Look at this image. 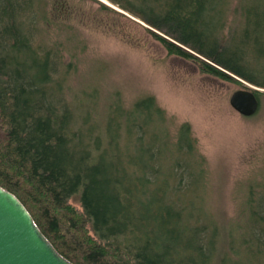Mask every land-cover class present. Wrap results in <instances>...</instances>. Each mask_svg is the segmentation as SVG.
I'll return each mask as SVG.
<instances>
[{"label":"trees","instance_id":"obj_1","mask_svg":"<svg viewBox=\"0 0 264 264\" xmlns=\"http://www.w3.org/2000/svg\"><path fill=\"white\" fill-rule=\"evenodd\" d=\"M55 1L0 0V185L75 264H264V189L225 224L188 123L173 131L153 95L128 106L91 90L67 98L62 43L45 37ZM111 1L170 54L264 88V0L238 1L240 29L228 25L233 0Z\"/></svg>","mask_w":264,"mask_h":264},{"label":"rangeland","instance_id":"obj_2","mask_svg":"<svg viewBox=\"0 0 264 264\" xmlns=\"http://www.w3.org/2000/svg\"><path fill=\"white\" fill-rule=\"evenodd\" d=\"M238 1L233 0L229 22ZM50 7L53 22L45 37L62 43L67 98L91 90L104 102L120 97L128 106L153 95L173 120V131L189 124L209 169L210 209L225 224L240 221L247 195L264 189V95L252 116L236 111L230 96L256 85L240 77L226 81L202 71L197 61L170 54L151 32L156 29L111 0H56ZM215 20L220 26V16ZM242 24L234 19L228 25L240 29ZM81 98H75L76 105ZM71 203L81 210L77 199Z\"/></svg>","mask_w":264,"mask_h":264},{"label":"water","instance_id":"obj_3","mask_svg":"<svg viewBox=\"0 0 264 264\" xmlns=\"http://www.w3.org/2000/svg\"><path fill=\"white\" fill-rule=\"evenodd\" d=\"M249 86L235 90L230 96L231 106L244 116L254 115L260 107L253 89H261ZM0 264H75L58 251L18 196L2 185Z\"/></svg>","mask_w":264,"mask_h":264},{"label":"bare ground","instance_id":"obj_4","mask_svg":"<svg viewBox=\"0 0 264 264\" xmlns=\"http://www.w3.org/2000/svg\"><path fill=\"white\" fill-rule=\"evenodd\" d=\"M256 87H257V86H256ZM242 88H244V87H242ZM258 88H259V87H258ZM238 89H239V88H238ZM236 90H237V89H236ZM256 90H257V89H256ZM259 100H260V99H259ZM256 113H257V112H256ZM256 113H255V114H256ZM255 114H254V115H255Z\"/></svg>","mask_w":264,"mask_h":264}]
</instances>
